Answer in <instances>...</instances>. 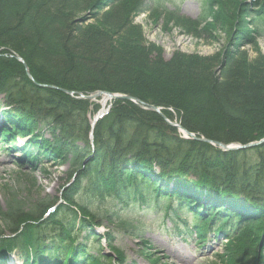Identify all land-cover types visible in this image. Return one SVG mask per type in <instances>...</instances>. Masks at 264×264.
I'll use <instances>...</instances> for the list:
<instances>
[{
  "label": "trees",
  "instance_id": "obj_1",
  "mask_svg": "<svg viewBox=\"0 0 264 264\" xmlns=\"http://www.w3.org/2000/svg\"><path fill=\"white\" fill-rule=\"evenodd\" d=\"M219 1L205 0L204 17L196 22L201 24L210 19L213 8L224 3V0ZM227 1L231 2V8L232 2L236 6V0ZM141 2L144 4L145 0ZM255 5L259 10L251 16L250 22L254 25L251 31L259 36V26H264V0L257 1ZM11 8L20 9V6L15 3V7L11 5ZM167 13L174 15L175 12ZM213 19L217 21V16ZM0 48L21 56L39 84L56 86L76 94L90 95L106 91L129 95L145 104L162 108L163 114L173 120L175 116L169 111L170 108L177 112L183 128L198 137L224 144L247 145L264 138L263 72H256L261 75L259 80L251 81L257 89L254 92L241 82L236 85L234 77L224 84L213 78L210 85L200 86L194 82L196 84L187 88L171 75L168 76L170 79L159 76L152 80L153 75L147 65L152 66L153 63L159 66L161 63L151 62L147 51L144 54L145 48H135L137 52H133L134 47L131 51L125 49L123 53L118 52L120 56L124 53L132 56L133 53L143 54L139 56L142 58L141 65L135 71L139 74V80L144 81L143 86L147 84L149 87L145 89L112 79L110 83L101 80L100 74L104 72H123L119 63L116 62L117 67L112 66L114 61H105L107 64L95 69L89 66L93 64L92 60L87 62L88 59L79 60L74 66L72 63L60 65L67 59L57 60L52 71L49 69L54 68L51 62L47 63L46 69L36 59L44 57L37 53L38 46L32 50L13 47L10 41L0 38ZM115 53L117 51L113 52L114 57ZM3 57L0 56V71L4 72L3 75L0 73V92L6 95L8 107L15 105L12 108L14 113L24 108L30 118L33 117L31 114L36 118L41 115V128L47 129L53 137L52 141H42L41 133L34 135L36 120L23 116L13 122L26 125L15 126L16 134L12 133L13 137H32L27 148V163L42 159L54 163L61 159L60 165L70 163L74 183L52 203L41 201L29 206L18 197H12L6 200L4 208L0 204V262L5 254L17 250L25 258L26 264L30 261L34 264H65L68 258H72L74 264H106L109 258L105 255H87L85 246L77 247V237L87 229L92 231V237H97L95 226L102 225L104 221L111 225L119 223L129 230L134 228L127 227L114 210L113 213L105 211V217L99 218L88 204L80 201L93 191L96 194L92 197L100 201L112 199L128 207L132 202L141 200L149 208L156 205L169 211L177 203L181 209L185 207L196 216L199 228L209 229L214 223H219L220 231H234L227 244L228 254L223 256V264H264V145L250 150L224 152L210 144L182 139L178 129L169 126L161 115L120 100L114 101L109 115L97 124L94 142L91 143V125L87 116L92 104L89 101L77 100L58 90L36 87L25 80V69L19 62L14 61L19 70L7 73L5 69L11 70L9 66L12 64L14 67V62ZM44 59L48 60L46 57ZM233 59L231 57L227 63L231 65ZM95 61L98 63V60ZM93 74L99 76V82L94 81L95 86H87ZM214 81L216 84H213ZM94 106L96 110L99 108ZM43 110L45 115L42 114ZM10 113H4L8 120H11ZM6 132L11 133L9 130ZM78 142L83 147L78 146ZM86 158L88 161L84 163ZM252 158H257V162L251 164L249 160ZM194 177L202 180V185H197L191 179ZM206 188L214 194L213 197L199 192ZM229 195L239 200L242 198L245 206L235 203ZM60 199L62 203L57 212L43 219L47 209ZM216 208L223 212L215 216ZM205 210L207 214L203 213ZM175 216L181 219L180 214ZM204 232L200 230V234ZM7 233L14 236L6 237ZM112 237V234H108L109 248L124 262V255L114 246Z\"/></svg>",
  "mask_w": 264,
  "mask_h": 264
},
{
  "label": "rangeland",
  "instance_id": "obj_2",
  "mask_svg": "<svg viewBox=\"0 0 264 264\" xmlns=\"http://www.w3.org/2000/svg\"><path fill=\"white\" fill-rule=\"evenodd\" d=\"M257 1L260 2V0H236V6L232 2L231 8V2L224 0L225 5H216L212 11V17L206 23L200 24L196 20L202 18L203 0H157L154 6L151 2L144 5L145 2L143 4L141 0H0V38L6 42L10 41L13 47L21 46V48L26 47L32 50L38 46L37 53L44 57L36 59L40 66L46 69L48 68L47 63L51 62L54 68L49 69L52 71L55 70L54 64L64 59L67 60L60 65L72 63L74 66L76 62H80L79 60L88 59L87 62L92 60L93 65L89 64V66H94L95 69L107 64L105 61H114L112 66L116 67L119 63L118 66L123 69L121 74L113 68L112 70L116 72L112 74L99 73L101 80L108 81L107 83H110L109 80L112 79V81L149 89L147 84L146 87L143 86L144 81L139 80V74L135 71L136 67L141 65L142 58L139 56L143 54L119 55L125 49L131 51L134 47L133 52H137L135 48H145L144 54L146 55L147 51L151 62L161 63L159 66H154L153 63L152 66L147 65L153 75L152 80L159 76L170 79L171 77L168 78V76L171 75L177 78L175 80L180 85L188 88L196 83L200 86L210 85V80L213 78L216 82L224 84L234 77L233 82L236 85L241 82L254 92L257 89L256 86H252L254 83L251 81L259 80L261 75L256 72L264 73V37L259 38L251 31L254 25L250 22L252 14L259 10V7L255 5ZM15 3L19 4L20 9L11 8V5L15 7ZM166 9L175 12L174 15L167 13ZM181 16L186 19L180 18ZM214 16H217V21H214ZM33 25H35L34 30ZM94 42L97 43L94 44ZM114 51H117L115 57L113 56ZM134 55L137 56L134 57ZM0 56H5L3 58L11 62L21 63L25 69L26 81L36 87L51 89L50 85L36 82L28 65L25 61L24 63L20 61L21 56L15 52L12 54L0 48ZM45 57L47 61H44ZM231 57L234 61L230 65L227 61ZM95 60H98V63ZM15 62L14 67L12 64L9 66L11 70L5 69L7 73L19 70ZM133 65L134 67H130ZM73 71L71 73L74 74ZM2 72L0 71L3 75L4 72ZM39 72L41 75L42 72ZM123 73L127 76L122 75ZM254 74L255 77L252 76ZM98 77L96 74L91 75L87 86H95L93 82H99ZM215 81L213 84H216ZM56 90L63 92L60 88ZM67 95L80 100V96ZM8 106L6 95L0 92V110L12 112L10 118H13L14 122L22 119L23 116L36 120L34 135L41 133L39 136H42V141H52V134L47 129L41 128L39 122L41 115L37 119L31 114L33 117L30 118L24 108L19 110L20 112L17 109L15 114L12 111L15 105L12 108ZM169 110L173 113V109L169 108ZM99 111L98 108L88 114L90 125ZM42 114L45 115V110ZM173 120H178V118L175 117ZM25 142L22 139L18 142L21 150ZM231 144L239 143L225 145ZM77 145L83 147L81 142ZM4 150L5 148H0V204L2 208L5 207L6 200L12 197H18L29 206L41 201L52 203L59 198L63 190L74 183V178H71L70 174L72 171L70 163L60 165V159L50 164L43 161L34 166H24L17 158L18 153L15 149L13 152ZM87 161L88 158L84 163ZM249 162L253 164L257 162V158H252ZM191 179L197 185L202 182L195 177ZM199 192L214 196L208 188L199 190ZM95 194L91 191L80 201L88 204L99 218L105 217V211L113 213L114 210L121 221L127 224V227L136 228L132 232V229L129 231L127 228V232L126 227L120 226L119 223L116 226V224L111 225L104 221V225L96 230L102 237H105L107 233L115 237V245L125 254L126 264H180L178 259L171 257L174 251L181 254L179 257H184L187 264H223L221 257L227 256L228 253L226 241L210 235L207 243L203 244L200 240H195L193 234L190 235L191 230L183 222L164 218L163 214L159 213L160 211H145L138 204L128 207L127 204H119L112 199L100 201L92 197ZM232 197L235 203L245 206L242 198L239 200L229 195V198ZM90 243L93 247L96 246L92 240ZM107 247V242L103 240L102 248L108 251ZM18 254L19 252H13L10 264L22 263L23 260Z\"/></svg>",
  "mask_w": 264,
  "mask_h": 264
},
{
  "label": "water",
  "instance_id": "obj_3",
  "mask_svg": "<svg viewBox=\"0 0 264 264\" xmlns=\"http://www.w3.org/2000/svg\"><path fill=\"white\" fill-rule=\"evenodd\" d=\"M19 60L22 61L21 58H19ZM49 88L54 89L52 86H49ZM63 91L65 93H67V94H70V95L73 94L72 92H69V91H66V90H63ZM101 95H106L109 98H112V99H115V100L116 99H120V100L131 101V102L136 103L137 105H139L142 108H145V109H148L150 111L156 112V113H158V114H160L162 116V118L169 124V126L177 128L179 130V132L182 133L186 139H192V140H195V141H198V142L210 144L212 146L219 147L221 150L226 151V152L251 149V148H255V147H259V146L264 145V139L261 140L260 142H256V143H253V144L242 146V145H225V144H222L220 142L212 141V140L207 139L205 137H198L197 134L191 133L187 129L183 128L182 125L177 120H174V121L169 120L168 117L162 113V111H161L162 108L156 107V106H153V105L149 106V105L145 104L144 102H142V101H140V100H138V99H136V98H134L132 96L114 95V94H111V93L97 92V93L93 94L92 97H89V99H94V98L99 97ZM170 112H172V111H170ZM173 113H174V116L177 118V112H175L173 110Z\"/></svg>",
  "mask_w": 264,
  "mask_h": 264
},
{
  "label": "bare ground",
  "instance_id": "obj_4",
  "mask_svg": "<svg viewBox=\"0 0 264 264\" xmlns=\"http://www.w3.org/2000/svg\"><path fill=\"white\" fill-rule=\"evenodd\" d=\"M54 89L53 90H56V88H58V87H56V86H52ZM64 92V91H63ZM111 102V100L110 99H108V97H105L104 99H103V101H102V104H103V108H105L109 103ZM0 115H2L1 113H0ZM11 120H13V118H11ZM19 126L20 127H26V125L25 126H23V125H21V124H19ZM29 136V135H28ZM30 137V136H29ZM30 139H32V137H30ZM48 164H50V163H52V160H50V162H47ZM171 253V252H170ZM180 256V254L179 253H177V252H173V253H171V257L172 258H176V259H178L179 260V263L180 264H187V261L185 260V258L184 257H179Z\"/></svg>",
  "mask_w": 264,
  "mask_h": 264
}]
</instances>
